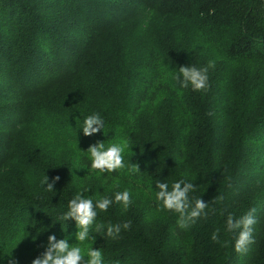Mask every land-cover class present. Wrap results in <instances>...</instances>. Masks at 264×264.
<instances>
[{"label":"trees","instance_id":"obj_1","mask_svg":"<svg viewBox=\"0 0 264 264\" xmlns=\"http://www.w3.org/2000/svg\"><path fill=\"white\" fill-rule=\"evenodd\" d=\"M203 58L210 86L181 87L179 68ZM94 113L104 127L86 136ZM99 141H127L124 168L90 169ZM181 179L193 207L209 205L184 230L156 199L158 180ZM78 192L113 200L82 243L62 219ZM252 208L254 242L238 253L227 217ZM52 234L104 264H264V0H0V264H32Z\"/></svg>","mask_w":264,"mask_h":264},{"label":"clouds","instance_id":"obj_2","mask_svg":"<svg viewBox=\"0 0 264 264\" xmlns=\"http://www.w3.org/2000/svg\"><path fill=\"white\" fill-rule=\"evenodd\" d=\"M215 67V61H209L208 66L198 68L194 65L181 66L176 79L180 82L181 87L187 88L191 85L193 91L206 90L209 85L208 71L209 68ZM182 76V79H181ZM104 127L103 120L98 113L89 115L83 126V133L86 136H91L93 133H98ZM128 147L127 141L120 143H112L107 148L102 141L92 144L87 151L91 160V170H97L100 173H113L118 169L125 167L123 153ZM133 171H140L138 165H133ZM60 180L57 175L51 182L46 176L41 182L47 185L48 190H53L55 183ZM156 187L159 191L156 193L158 202L162 201L163 208L179 213L177 225L181 230L187 229L191 223H195L196 219L201 214L207 215L205 209L208 208V202L202 198L195 199L194 207L189 198V193L196 190V185L191 182H186L181 179L175 182L171 190L166 182L157 181ZM84 192L88 189H84ZM213 199L222 200V196L214 197ZM115 202L122 203L126 211L131 204V193L129 190L117 192L115 194ZM113 200L107 197L100 198L93 201L92 198L86 197L82 192H78L73 199L68 203V211L64 213L62 219H74L78 228L76 232V239L82 243L89 239L90 229L97 217V209L102 212H107ZM257 209H250L245 215L239 219H235L233 215L229 214L227 217V230L234 231L239 229L238 238L235 242V250L238 253H246L249 245L254 242V228L257 223L255 216ZM104 226L97 225V231H100ZM129 230L131 228V221H126L123 224L107 225L106 235L112 238H118L121 230ZM214 242L219 243V229L211 235ZM79 243L70 244L67 238L57 239L55 234L48 237V244L45 250L37 256L32 264H104L103 254L99 248H89L86 252ZM87 257V259L85 258ZM8 264H18V261L9 256ZM119 264V262H117Z\"/></svg>","mask_w":264,"mask_h":264},{"label":"rangeland","instance_id":"obj_3","mask_svg":"<svg viewBox=\"0 0 264 264\" xmlns=\"http://www.w3.org/2000/svg\"><path fill=\"white\" fill-rule=\"evenodd\" d=\"M131 30V29H130ZM163 30L164 29H159L158 27H156V32H157V34L159 33V35L161 36V37H163L165 40H166V42L165 43H167L168 45H170V47H173V45H174V40L173 39H171V38H169V36L167 37L166 36V32L165 33H162L163 32ZM132 32H135L136 31V28H133L132 30H131ZM100 55V54H99ZM205 57V56H204ZM206 60H208L207 58L205 59V58H203V59H201V60H199V64H198V68H202V67H205V62H206ZM98 62V61H97ZM222 68L221 67H218L216 70L218 71H222L221 70ZM245 73L243 72L242 74L240 73L239 74V79H243V78H245ZM26 139H27V137L26 136H24ZM24 137L21 135V138H22V140L24 139Z\"/></svg>","mask_w":264,"mask_h":264}]
</instances>
